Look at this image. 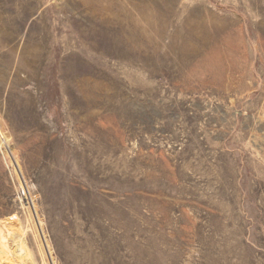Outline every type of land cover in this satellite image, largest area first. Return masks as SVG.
Instances as JSON below:
<instances>
[{
    "label": "rangeland",
    "instance_id": "1",
    "mask_svg": "<svg viewBox=\"0 0 264 264\" xmlns=\"http://www.w3.org/2000/svg\"><path fill=\"white\" fill-rule=\"evenodd\" d=\"M0 264H264V0H0Z\"/></svg>",
    "mask_w": 264,
    "mask_h": 264
}]
</instances>
